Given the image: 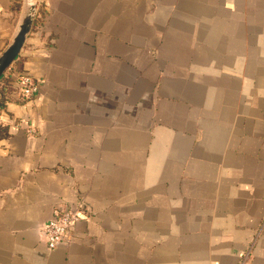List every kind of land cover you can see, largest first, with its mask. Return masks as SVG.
<instances>
[{"label":"crops","instance_id":"0c3cea01","mask_svg":"<svg viewBox=\"0 0 264 264\" xmlns=\"http://www.w3.org/2000/svg\"><path fill=\"white\" fill-rule=\"evenodd\" d=\"M36 1L0 80V264H264V0Z\"/></svg>","mask_w":264,"mask_h":264},{"label":"built area","instance_id":"2783aa9c","mask_svg":"<svg viewBox=\"0 0 264 264\" xmlns=\"http://www.w3.org/2000/svg\"><path fill=\"white\" fill-rule=\"evenodd\" d=\"M16 84L20 98L28 100L38 91L40 81L27 72H21L18 75ZM80 219L81 214L77 210L68 207L57 208L54 217L40 228V235L47 247L53 249L62 243L71 242L73 227Z\"/></svg>","mask_w":264,"mask_h":264},{"label":"water","instance_id":"95a60500","mask_svg":"<svg viewBox=\"0 0 264 264\" xmlns=\"http://www.w3.org/2000/svg\"><path fill=\"white\" fill-rule=\"evenodd\" d=\"M24 9L23 17L19 23L17 32L5 50L0 54V80L20 54L26 39L33 28L37 13V1L25 0Z\"/></svg>","mask_w":264,"mask_h":264},{"label":"trees","instance_id":"16d2710c","mask_svg":"<svg viewBox=\"0 0 264 264\" xmlns=\"http://www.w3.org/2000/svg\"><path fill=\"white\" fill-rule=\"evenodd\" d=\"M11 77L10 76H5L4 79L2 80L0 84V110L4 106L5 100H6V95L5 92L9 89L11 86L9 81ZM11 88V87H10ZM7 124H4L2 121L0 122V138L7 135Z\"/></svg>","mask_w":264,"mask_h":264}]
</instances>
